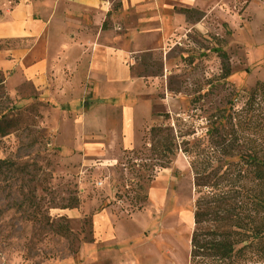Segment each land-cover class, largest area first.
Instances as JSON below:
<instances>
[{"label": "rangeland", "instance_id": "rangeland-1", "mask_svg": "<svg viewBox=\"0 0 264 264\" xmlns=\"http://www.w3.org/2000/svg\"><path fill=\"white\" fill-rule=\"evenodd\" d=\"M108 2L105 22L148 89L150 118L136 128L133 153L121 148L112 110L107 151L85 157L71 136L55 138L44 125L64 116L45 102L20 101L0 72V264H190L197 194L181 140L205 139L209 116L224 108L263 122L261 102L241 110L264 82V0ZM8 46L0 41V50ZM219 50L229 58L225 79ZM154 125L172 126L176 137L165 168L150 151ZM108 206L122 232L103 241L91 217ZM255 257L249 264H264V243Z\"/></svg>", "mask_w": 264, "mask_h": 264}, {"label": "crops", "instance_id": "crops-1", "mask_svg": "<svg viewBox=\"0 0 264 264\" xmlns=\"http://www.w3.org/2000/svg\"><path fill=\"white\" fill-rule=\"evenodd\" d=\"M110 13L108 0H0V41L9 45L0 50L6 90L20 101L45 102L64 116L44 125L55 138L71 136L85 157L107 151L112 110L118 111L124 151L137 147L136 128L151 114L142 98L148 89L131 73L129 50L113 25L102 28ZM67 125L76 129L65 130ZM91 220L99 239L121 235L111 206Z\"/></svg>", "mask_w": 264, "mask_h": 264}, {"label": "trees", "instance_id": "trees-1", "mask_svg": "<svg viewBox=\"0 0 264 264\" xmlns=\"http://www.w3.org/2000/svg\"><path fill=\"white\" fill-rule=\"evenodd\" d=\"M219 56L225 79L230 75L229 58L223 50ZM259 102L264 106L263 81L247 93L241 113ZM230 110L220 109L209 116L205 139L180 142L197 194L190 264H249L255 262L256 250L264 243V135H243L246 130L264 132V110L262 124L237 118ZM162 116L168 118L167 113ZM149 131L152 158L165 168L176 149L173 127L154 125Z\"/></svg>", "mask_w": 264, "mask_h": 264}]
</instances>
